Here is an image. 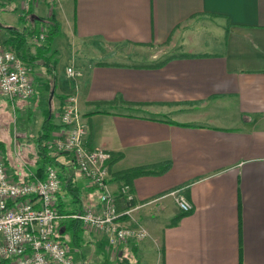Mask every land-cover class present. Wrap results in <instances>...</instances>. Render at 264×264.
<instances>
[{"label": "crops", "instance_id": "1", "mask_svg": "<svg viewBox=\"0 0 264 264\" xmlns=\"http://www.w3.org/2000/svg\"><path fill=\"white\" fill-rule=\"evenodd\" d=\"M52 15L56 37L64 38L58 43L72 52L66 69L82 76L57 67L50 76L41 64L32 97L12 102L0 95V147L11 178L32 181L41 167L43 174L55 168L61 213L99 208V194L72 153L47 148L51 162L40 154L42 142L62 130L70 93L89 125L86 145L123 154L109 182L123 210L125 181L116 172L172 164L130 183L135 210L120 221L148 230L140 242L112 247L87 229L76 239L68 218L59 220L58 233L65 241L72 236L76 247L73 264H102L96 252L103 243L114 249L111 264L125 250L139 264H264V0H60L53 11L44 2L25 11L20 0H0V41L36 53ZM85 48L93 55L82 60L77 55ZM173 54L196 56L137 66ZM14 119L19 127H11ZM176 191L191 211L183 214Z\"/></svg>", "mask_w": 264, "mask_h": 264}, {"label": "built area", "instance_id": "2", "mask_svg": "<svg viewBox=\"0 0 264 264\" xmlns=\"http://www.w3.org/2000/svg\"><path fill=\"white\" fill-rule=\"evenodd\" d=\"M27 11L33 5L46 3L53 11L60 0H20ZM45 39L44 32L40 36ZM69 77L82 76V71L68 66ZM34 67L20 58L16 51L0 41V95L12 102L28 99L35 94ZM62 130L47 146L49 149L73 154L79 172L88 185L99 193L100 206H87L83 212L63 214L56 206V195L61 189L58 171L49 168L44 179L13 180L0 148V264H73L70 248L58 233V222L72 217L82 221L85 229L105 235L110 246L125 242H140L149 235L142 225H124L120 218L132 216L136 194L130 183L119 189L126 209H117L116 193L110 188L111 153L103 148H89L86 136L89 125L84 120L77 93L66 96L60 113ZM175 201L184 213L191 211L192 203L176 191Z\"/></svg>", "mask_w": 264, "mask_h": 264}, {"label": "trees", "instance_id": "3", "mask_svg": "<svg viewBox=\"0 0 264 264\" xmlns=\"http://www.w3.org/2000/svg\"><path fill=\"white\" fill-rule=\"evenodd\" d=\"M45 27H46V29L44 30V34H45L44 42H42L40 44V46L36 48V53H31L30 48H19V46H18V48H14V49H15L17 55L20 58H22L24 61L31 64L33 67H36L37 65L44 64L47 67V71L49 72L48 74H50V76L51 75L54 76V70L56 69V65L58 64V60L54 59L57 51L52 50L51 46H52V43L54 41V38L56 37V35L59 31V25L55 21L53 15H52L51 19L49 20L47 26H45ZM40 36H41V34H40ZM38 39L40 41H43V40H41V38H38ZM183 56L189 57V56H196V55L195 54H179V55L173 54V55H169V56H167V57H165L159 61L152 62V63H141V64H137V66H140V67H159L174 57H183ZM49 85L50 84H48V86ZM65 98H64V100H65ZM108 103H110V102H108ZM48 135H49V131L46 132L44 139H47L49 137ZM50 140H48L47 142H49ZM47 148H48V146H47V143L45 140L44 142H42V148L40 150L41 151L40 154L42 156H44L45 159H47L46 161L51 162L53 160V156L50 157V155L48 154ZM53 152H56V151H53ZM58 153H63V152H58ZM122 156H123V154L120 152L111 153V158L108 161L110 168L116 162H118L122 158ZM171 166H172L171 162L168 161V162H164L161 164H152V165L140 166V167H135V168H129V169H126V170H123L120 172H116L115 177H117V179H119L121 181H125L126 183H131L135 178L140 177L142 175L157 174V173L163 174V173L167 172L171 168ZM43 170H44L43 167H41V169H39V171H42V174H39L40 179H44L46 177L47 170H46V173H44V174H43ZM39 171H38V173H39ZM119 203L120 202L117 203V209L119 212H121V211H123V208H121L119 206ZM83 210H79V211L83 212ZM80 212H77V213H80ZM67 214H75V212H73V213L71 212V213H67ZM183 214H185V213L183 212ZM67 218H68V220L66 222L68 223V226L70 228H73L75 230L74 236L77 239L79 237L80 232H82L85 229V227H84L81 220L75 219L72 217H67ZM179 218H180V216H176L172 220V224H176ZM60 237L63 239V236L60 235ZM118 260L119 261L117 262V264H139L138 262H135V263L132 262L124 254Z\"/></svg>", "mask_w": 264, "mask_h": 264}, {"label": "rangeland", "instance_id": "4", "mask_svg": "<svg viewBox=\"0 0 264 264\" xmlns=\"http://www.w3.org/2000/svg\"><path fill=\"white\" fill-rule=\"evenodd\" d=\"M62 39H64V38H60V37H55L54 38V41H53V43H52V48H53V50L54 49H56L55 51H57L56 52V56H55V58L54 59H56V60H58V64L56 65V67L58 68V69H66V66L68 65L67 63H68V61H71V57H72V52H71V50L69 51V54H68V52H66V51H68L67 50V46L65 45V44H60V43H58V40H62ZM86 55L88 56V55H93L89 50H88V48H85V49H83V51L81 50V52L80 53H78V55H77V57H79V56H81V58H82V60L83 59H85V57H86ZM79 61V60H78ZM61 69V70H62ZM60 70V71H61ZM36 75H37V73H36V68L34 67V78L36 77ZM39 76H41V74L39 75ZM47 87H48V85H47ZM51 87V85L48 87V91H49V88ZM34 88H35V86H34ZM35 93H36V88H35ZM81 105H80V101H79V107H80ZM36 109H37V111H38V109H40V106H38V105H36V107H35ZM9 110H11V105H9ZM35 115H36V112H35V114H34V117L32 118L33 120H34V118H35ZM14 116H16V115H14ZM15 121V122H14ZM15 126H17V127H19L20 126V119H19V122H17L15 119L13 120V123L11 124V127L12 128H14ZM4 129H5V125L4 126H2L1 124H0V136H1V132L2 131H4ZM1 148V147H0ZM109 167H110V165H109ZM110 171H111V168H110ZM87 180V179H86ZM61 181V180H60ZM61 184H62V181H61ZM97 191V190H96ZM98 192V191H97ZM99 194V193H98ZM66 241H67V244H68V246H69V248H71L72 249V252L73 251H75L76 250V247H75V244H74V241H73V238H72V236L71 237H69V236H66ZM132 242V241H131ZM126 243H128V242H125L124 244H126ZM107 245V244H106ZM99 247V246H98ZM107 247H108V249H106L105 248V245H104V243H103V246H102V248H103V250L102 249H100V248H98V251L96 252L97 253V255H98V257H99V260H100V262L102 263V264H111L112 263V261H110V258L112 257V255H111V253L113 252V248H111L109 245H107ZM112 247H114V246H112ZM103 251H105V253L103 252ZM90 251H88V252H86V253H89ZM125 255H127V256H129L130 255V251H127V250H125ZM111 256V257H110ZM140 256V255H139ZM138 255H136V257L138 258L139 257ZM110 257V258H109ZM132 258H135V256L133 255V253H132V256H131ZM89 261H91L90 259H89ZM92 264H93V262H91Z\"/></svg>", "mask_w": 264, "mask_h": 264}]
</instances>
